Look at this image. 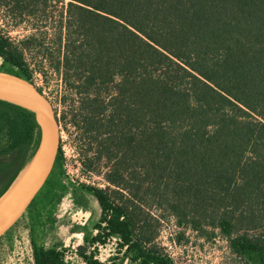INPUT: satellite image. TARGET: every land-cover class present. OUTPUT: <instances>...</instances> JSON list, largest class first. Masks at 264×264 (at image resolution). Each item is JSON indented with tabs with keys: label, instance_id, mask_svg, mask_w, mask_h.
Instances as JSON below:
<instances>
[{
	"label": "trees",
	"instance_id": "16d2710c",
	"mask_svg": "<svg viewBox=\"0 0 264 264\" xmlns=\"http://www.w3.org/2000/svg\"><path fill=\"white\" fill-rule=\"evenodd\" d=\"M49 1L0 7L22 18ZM67 13L65 83L80 96L72 124L92 152L84 170L106 182L70 184L75 205L90 195L101 208L76 254L105 264L98 248L116 238L132 264H177L158 242L157 211L203 237L219 230L245 264H264V0H71ZM0 72L31 82L1 31ZM41 139L34 112L0 100V198ZM63 167L60 145L27 209L34 264H70L35 238L69 189Z\"/></svg>",
	"mask_w": 264,
	"mask_h": 264
},
{
	"label": "rangeland",
	"instance_id": "374dc122",
	"mask_svg": "<svg viewBox=\"0 0 264 264\" xmlns=\"http://www.w3.org/2000/svg\"><path fill=\"white\" fill-rule=\"evenodd\" d=\"M70 1L50 0L46 7L40 6L34 16L25 14L22 18L13 15L12 8L1 6L0 31L23 51L31 83L48 98L59 120L60 145L64 154L62 181L69 189L53 212L54 222L37 227L35 238L46 248L65 250L70 264H86L76 254V249L84 244L85 235L94 236L97 233L95 225L101 217V208L90 195H86V207L75 205L70 184L78 186L85 183L105 188L106 182L102 176L84 170L82 159L91 156L92 152H87L79 129L72 124L73 115L78 112L80 96L65 83L63 67L67 56V10ZM0 75L26 80L21 72H0ZM152 214L161 219L158 242L177 264H245L244 260L231 253L228 241L219 230L208 229L209 238L203 237L189 228L179 227L176 219L168 214L157 211ZM30 229V212L26 211L0 238V264H34ZM118 243L114 238L99 246L98 259L105 264H132Z\"/></svg>",
	"mask_w": 264,
	"mask_h": 264
},
{
	"label": "water",
	"instance_id": "95a60500",
	"mask_svg": "<svg viewBox=\"0 0 264 264\" xmlns=\"http://www.w3.org/2000/svg\"><path fill=\"white\" fill-rule=\"evenodd\" d=\"M0 100L34 112L42 132L35 156L0 198L1 238L22 218L50 177L60 147V130L52 104L31 82L0 75Z\"/></svg>",
	"mask_w": 264,
	"mask_h": 264
},
{
	"label": "built area",
	"instance_id": "2783aa9c",
	"mask_svg": "<svg viewBox=\"0 0 264 264\" xmlns=\"http://www.w3.org/2000/svg\"><path fill=\"white\" fill-rule=\"evenodd\" d=\"M170 255V254H169ZM171 256V255H170Z\"/></svg>",
	"mask_w": 264,
	"mask_h": 264
}]
</instances>
